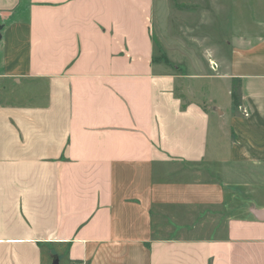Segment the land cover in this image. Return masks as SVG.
<instances>
[{"label": "crops", "instance_id": "obj_1", "mask_svg": "<svg viewBox=\"0 0 264 264\" xmlns=\"http://www.w3.org/2000/svg\"><path fill=\"white\" fill-rule=\"evenodd\" d=\"M226 1L199 68L156 0H0V264H264V0Z\"/></svg>", "mask_w": 264, "mask_h": 264}, {"label": "rangeland", "instance_id": "obj_2", "mask_svg": "<svg viewBox=\"0 0 264 264\" xmlns=\"http://www.w3.org/2000/svg\"><path fill=\"white\" fill-rule=\"evenodd\" d=\"M194 2H196L195 5L192 3L188 7L184 8L183 6L184 11L186 12L184 15H188L185 19L181 18L182 22L179 20V17H176V14H179V0H156V22L154 25L156 30L154 35L155 39L158 41L160 36L161 42L164 41L162 37L168 36L167 41H165L166 44H170L171 47L176 50H179L184 42V44L188 46L187 50L190 53V57H192L190 60L192 62H198L199 68H203V64L207 61L202 59L201 54L204 55L207 52V54L213 52L221 54L223 51V47L229 37L228 32L230 31V20L228 19V14L231 6L226 0H195ZM253 6H256V11H258L259 4H253ZM260 7L262 8L260 12L264 15V3ZM234 15L236 28L239 24V27H241L242 24L248 26L251 19L255 20L259 18L255 14H250V12L247 11L241 13L237 7ZM170 29L175 32L173 34L174 37H170V34H172ZM195 73L202 74L199 72ZM207 75H211V72L208 71ZM196 82L197 85L195 86L198 88L195 90L199 91L201 89L208 96V98H203L204 100L209 98L214 99L215 102L219 103V106L222 109L226 107L228 98L222 87L218 85V81L213 80L210 77H204ZM176 95L189 101L181 88L177 89ZM206 103H209V101L207 100Z\"/></svg>", "mask_w": 264, "mask_h": 264}, {"label": "trees", "instance_id": "obj_3", "mask_svg": "<svg viewBox=\"0 0 264 264\" xmlns=\"http://www.w3.org/2000/svg\"><path fill=\"white\" fill-rule=\"evenodd\" d=\"M231 97H232L233 107H237L239 104V98L235 89L232 91Z\"/></svg>", "mask_w": 264, "mask_h": 264}]
</instances>
